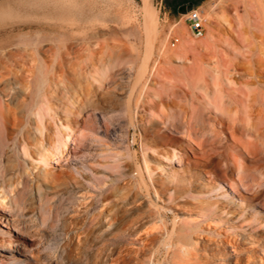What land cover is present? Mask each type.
I'll use <instances>...</instances> for the list:
<instances>
[{"label":"bare ground","instance_id":"obj_1","mask_svg":"<svg viewBox=\"0 0 264 264\" xmlns=\"http://www.w3.org/2000/svg\"><path fill=\"white\" fill-rule=\"evenodd\" d=\"M232 1L233 12L227 19L229 31L225 33L224 40L227 50L232 53L231 57H223L221 60L211 58L209 61L191 57L198 49L191 41L185 25L180 24L176 30L180 37L178 48H163L164 40H159V60L152 58L150 51L155 44L159 28L158 16L151 0H142V29L140 27L126 30L123 45L124 51L129 55L134 52L132 58L136 63L139 62L136 68L139 77L147 78L151 73L158 79L155 86L144 84L146 91L153 98L163 102L167 90L179 88L182 98L193 107L198 103L208 111L212 109L209 113H216L212 114L213 117L210 115L211 119H215L216 125H221L226 117L241 127L240 142L248 156L253 155L252 158L243 156L239 146L235 147L237 152H232L222 139L219 141L225 146V152L220 151L222 159L219 160V163H226L224 177L235 181L236 171L257 169L255 163H249L248 159H256L258 162L264 153V136H259L261 129L259 130L258 123L260 111L257 93L249 82L242 86L235 81L240 75L238 69L245 65L254 68L255 77L258 73H264V50L261 49L257 55L252 51L255 43L254 30L260 28L264 34V0ZM43 3L39 0L32 2L38 8L43 6ZM54 3L60 5L56 19L62 22L61 25L48 23L40 33L27 35L17 33L21 31L22 24L8 23L0 28V36H6L3 49H0V204L27 209L32 214L44 218L54 197L68 195L81 210L74 208L75 210L68 212L66 209L60 238L57 240L62 241L61 247L66 251L92 243L99 249L98 264H107L110 254L125 246H122V241L134 236L138 237L134 240L140 243L142 250L154 242H158L168 252L173 247L179 249L190 261L181 264H264V259L259 261L255 257L259 248H262L264 254L262 234L254 233L250 229L230 234L224 239L234 249L233 255L222 247L214 249L209 257H204L189 249V246L194 244V236L187 230L176 225L171 230L164 228L162 231H159V227L148 228L147 224L155 220L156 213L152 209L138 207L139 198L137 194L132 193L129 181L102 198H94L88 202L86 196L77 189L76 182L52 178L45 171L43 167L48 166L51 160L59 161L64 154L68 140L75 131L71 124L73 118H79L87 110V105L96 102L99 96L103 97L104 89L115 84L113 79L111 80V64L97 66L92 63L91 68L86 69L87 54L91 59L97 54H107L112 58L115 46L109 42H97L91 48L85 21L76 13V2L55 0ZM15 14L18 12L14 9L3 12V15L9 16ZM76 28L81 30L76 33ZM17 35L19 37L15 39ZM212 37L213 35L211 40ZM262 39L264 41V35ZM144 41L145 54L142 50ZM237 43L242 44L244 51H241ZM203 46L209 49L212 42ZM71 75H77L79 78L73 82ZM77 88L84 95V101L79 98L82 103H78V99L73 101ZM140 90L143 91V87ZM125 97L126 102L122 106L129 116L130 125L135 124L144 132L154 135L160 123L166 125V129L184 132L193 140L198 139L199 133L194 131L188 118L179 126L171 113H164L163 110L153 111L147 103L140 100L139 93L133 88H126ZM147 107L148 113H142L146 112ZM108 110L116 111L111 105ZM215 135L221 134L216 132ZM213 148L212 145L211 149ZM172 151L170 150L171 155H166L167 158L175 156ZM210 164H214L211 157L208 161V165ZM159 165H162V162H159ZM147 169L151 172L149 165ZM205 172L210 173L208 170ZM260 173L264 175V171ZM196 180L200 187L208 184L201 173H198ZM176 192L174 187L167 188L166 200L177 203ZM189 192L198 191L183 186L179 196ZM157 195L158 191L155 190L156 198ZM159 208L173 210L176 220H179L180 216L185 217L188 210L185 203H177L174 207L180 212L173 209V206L160 204ZM206 215L209 222L222 221L229 228L238 225L227 206L215 212L208 211ZM1 224L4 223L1 221ZM0 246L12 251V240L1 237ZM119 263L127 264L124 259Z\"/></svg>","mask_w":264,"mask_h":264},{"label":"rangeland","instance_id":"obj_2","mask_svg":"<svg viewBox=\"0 0 264 264\" xmlns=\"http://www.w3.org/2000/svg\"><path fill=\"white\" fill-rule=\"evenodd\" d=\"M33 1L0 0V28L8 23L22 24L21 31L17 33L27 35L40 33L43 26L48 23L61 25L62 22L56 19L60 5H56L55 0H49L50 2L39 0L44 2L39 8L32 4ZM73 1L77 5V15L85 21L90 47L93 48L97 42L103 44L109 42L115 46L112 58L107 54H97L91 59L87 54L86 69H90L92 63H96L97 66L111 64L112 78H110L115 84L105 88L103 97L99 96L96 102L87 105V110L79 118H73L71 124L75 131L68 140L63 157L61 156L59 161L51 160L48 166L43 167L45 171L52 178L76 182L77 189L86 196L88 202L94 198H102L129 181L132 193L137 194L139 198L138 207L152 209L156 213L155 220L147 224L148 228L159 227V231H162L164 228L171 230L176 225L178 228L187 230L194 236V244L189 246V249L204 257H209L214 249L222 247L233 255L234 249L225 242L224 238L238 231L250 229L254 233L264 235V175L260 173L264 171V153L258 162L256 159H248L249 163H255L257 169H252V171L241 169L235 172V181L227 180L224 177L226 163L223 161L219 163L222 159L220 151L225 152L223 143H226L232 152H237L235 150L237 145L243 156L253 157V155L248 156L240 142L241 127L234 124L231 118L226 117L221 125H216L215 119H211V116L213 117L216 113L210 114L209 112L213 110L208 111L201 104L197 103L193 111L194 107L182 98L179 88L167 90L163 102L153 98L146 91L147 87H144V84L155 86L158 79H155L151 73L147 78L139 77L136 70L139 62L136 63L137 61L132 58L134 52L129 55L124 51L125 31L143 27L142 0ZM232 3V0H204L196 6L203 11L205 34L201 38H195L188 28L186 13H178L180 7L174 11L171 0H151L158 16L159 28L155 36V44L150 51L152 58L159 60L158 54L161 46L159 40H164L163 48L168 49L169 47L173 50L178 48V44L172 46L171 39L178 35L176 30L180 24L185 25L191 41L198 49L191 54V57H199L205 61L211 58L221 60L223 57H231L232 53L227 50L224 40L225 33L229 31L227 19L233 12ZM9 9L16 10L18 14L3 15V12ZM243 10H241L242 13ZM44 14H46L45 17ZM80 30L81 28L75 29L76 33ZM254 31L253 42L255 43H253L252 51L257 55L261 49L264 50L262 39L264 34L260 28ZM18 37L17 35L15 39ZM210 41L212 46L205 49L203 45ZM5 42L6 36H0V49H3ZM145 43L146 41L142 46L144 54L146 53ZM237 45L241 51H244L242 44L237 43ZM246 54L245 52L244 55ZM253 69L248 65L242 66L238 69L240 75L235 81L242 86L249 82L257 93L260 111L258 123L259 130L261 129L259 136H264V73H258L255 77ZM71 76L73 82L79 78L77 75ZM82 80L85 82V78ZM128 87L137 91L140 100L147 103L153 111L163 110L164 113H171L179 126H182L184 119L188 118L194 131L199 133L198 139L193 140L184 132L166 129V125L160 123L154 135L151 132H144L135 124L130 125L129 116L122 106L126 102L125 90ZM142 87L143 91L140 90ZM78 89L76 90L77 95H73V101L76 102L78 99V103H82L84 95ZM110 105L116 111L109 112ZM147 109L148 107L145 109L146 112L142 111V113H148ZM260 117L263 118L260 119ZM214 132L221 135L217 136ZM221 139L223 143L219 142ZM212 145L213 149H211ZM170 150H173L175 154L173 158L166 157V155H171ZM209 157L214 160L213 165H208ZM159 162H162V165H159ZM261 164L263 166H260ZM146 165H149L151 172L148 171ZM206 170L210 173L206 174ZM198 173L203 174V178L208 183L207 186L200 187V183L196 180ZM208 178L210 180H206ZM183 186L196 189L198 192H189L179 196ZM172 187L177 191L176 202L185 203L188 206L185 217L180 216L179 220H176L173 210L159 208L162 204L173 206L175 209L177 203L166 200L167 188ZM155 190L158 191L157 198ZM174 192L173 190L172 193ZM50 204L49 215L47 214L44 218L32 214L27 209L22 210L13 205L2 206L0 204V217L2 218L0 219V238L12 240V251L0 246V264H55V262L59 264H98L99 249L92 243L66 251L61 247L62 241L57 240L60 238L59 233L62 219L67 213L66 209L68 212L79 209L77 204L68 195L54 197ZM226 206L232 211V216L235 217L238 225L229 228L225 222L208 221L209 217L206 215L208 211L215 212ZM175 210L180 212L178 209ZM1 221L4 224H1ZM136 238L138 237L134 236L123 240L122 246H125L123 249L118 248L112 252L107 259V264H121L119 262L122 259L127 264L190 262L179 252V249L173 247L168 252L158 242L151 243L142 250L140 243L134 240ZM116 257L119 258L116 259ZM255 257L259 261L264 259L262 248H259V253Z\"/></svg>","mask_w":264,"mask_h":264},{"label":"built area","instance_id":"obj_3","mask_svg":"<svg viewBox=\"0 0 264 264\" xmlns=\"http://www.w3.org/2000/svg\"><path fill=\"white\" fill-rule=\"evenodd\" d=\"M186 22L188 28L195 38H201L205 34V18L200 7H190L186 12ZM172 46L179 43V35L172 37Z\"/></svg>","mask_w":264,"mask_h":264},{"label":"crops","instance_id":"obj_4","mask_svg":"<svg viewBox=\"0 0 264 264\" xmlns=\"http://www.w3.org/2000/svg\"><path fill=\"white\" fill-rule=\"evenodd\" d=\"M173 3H171L172 4V8H173V10L174 11H177V9H178V6H180L181 4H187V9H188V6L190 5V1L191 0H171ZM196 6H198V5H194V6H192V7H196ZM179 12H181L180 10L178 11V13Z\"/></svg>","mask_w":264,"mask_h":264},{"label":"trees","instance_id":"obj_5","mask_svg":"<svg viewBox=\"0 0 264 264\" xmlns=\"http://www.w3.org/2000/svg\"><path fill=\"white\" fill-rule=\"evenodd\" d=\"M204 0H191L190 1V7H192V6H194V5H199L201 2H203ZM171 3H173L172 1H171Z\"/></svg>","mask_w":264,"mask_h":264},{"label":"flooded vegetation","instance_id":"obj_6","mask_svg":"<svg viewBox=\"0 0 264 264\" xmlns=\"http://www.w3.org/2000/svg\"><path fill=\"white\" fill-rule=\"evenodd\" d=\"M180 7L181 8H186L187 9V4H181L180 6H178V8Z\"/></svg>","mask_w":264,"mask_h":264},{"label":"water","instance_id":"obj_7","mask_svg":"<svg viewBox=\"0 0 264 264\" xmlns=\"http://www.w3.org/2000/svg\"><path fill=\"white\" fill-rule=\"evenodd\" d=\"M180 11L183 12V13H186L187 9L186 8H181Z\"/></svg>","mask_w":264,"mask_h":264}]
</instances>
